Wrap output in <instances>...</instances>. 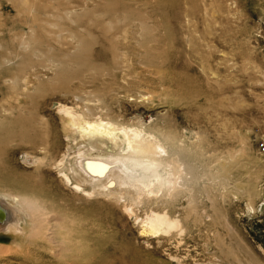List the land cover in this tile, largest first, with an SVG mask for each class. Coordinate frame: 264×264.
Masks as SVG:
<instances>
[{"label": "rangeland", "instance_id": "374dc122", "mask_svg": "<svg viewBox=\"0 0 264 264\" xmlns=\"http://www.w3.org/2000/svg\"><path fill=\"white\" fill-rule=\"evenodd\" d=\"M76 119L161 145L153 183L76 189ZM260 142L264 0H0V264H264Z\"/></svg>", "mask_w": 264, "mask_h": 264}, {"label": "bare ground", "instance_id": "6f19581e", "mask_svg": "<svg viewBox=\"0 0 264 264\" xmlns=\"http://www.w3.org/2000/svg\"><path fill=\"white\" fill-rule=\"evenodd\" d=\"M71 121L82 143H86L89 149L106 152V157L77 153L73 166H69L74 182L63 172L76 189L82 190L89 186L91 189H106L114 184L113 188L120 187L123 191L135 182L144 187L153 183L160 167L155 156L165 151L161 145L150 142L133 129L116 127L103 120ZM59 161L58 166L62 164V160ZM19 204L20 201L15 197L5 198L0 195V229L19 230L17 224L20 215L16 209ZM166 215L153 213L144 218L140 233L164 234L171 231L177 226V220L172 221Z\"/></svg>", "mask_w": 264, "mask_h": 264}, {"label": "built area", "instance_id": "2783aa9c", "mask_svg": "<svg viewBox=\"0 0 264 264\" xmlns=\"http://www.w3.org/2000/svg\"><path fill=\"white\" fill-rule=\"evenodd\" d=\"M258 149H259L260 151H263V150H264V142H260V143L258 144Z\"/></svg>", "mask_w": 264, "mask_h": 264}]
</instances>
